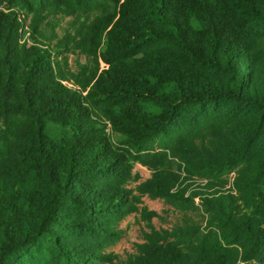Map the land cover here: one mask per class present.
<instances>
[{"label": "trees", "instance_id": "16d2710c", "mask_svg": "<svg viewBox=\"0 0 264 264\" xmlns=\"http://www.w3.org/2000/svg\"><path fill=\"white\" fill-rule=\"evenodd\" d=\"M100 263L264 264V0H0V264Z\"/></svg>", "mask_w": 264, "mask_h": 264}, {"label": "rangeland", "instance_id": "374dc122", "mask_svg": "<svg viewBox=\"0 0 264 264\" xmlns=\"http://www.w3.org/2000/svg\"><path fill=\"white\" fill-rule=\"evenodd\" d=\"M64 22L65 21H63V24ZM133 173L139 174V178L132 179L128 183V186L131 188H134L138 182L143 181L150 176V171L139 163L134 165ZM142 201L149 209L157 211L159 216L153 219V223L157 228H171L181 219V212L174 209L170 204L165 203L160 198L152 199L147 195H144L142 197ZM191 215L197 221L203 222L201 212L194 211ZM136 218L137 214L133 213L127 215L125 219L122 220L121 227L124 229V234L114 246L109 248V251H112L121 258H124L128 253L133 252L134 244L142 241L141 229L144 228V224L142 222H138Z\"/></svg>", "mask_w": 264, "mask_h": 264}]
</instances>
